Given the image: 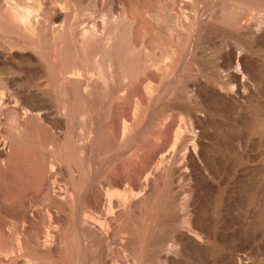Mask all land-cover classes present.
Here are the masks:
<instances>
[{
  "label": "rangeland",
  "instance_id": "rangeland-1",
  "mask_svg": "<svg viewBox=\"0 0 264 264\" xmlns=\"http://www.w3.org/2000/svg\"><path fill=\"white\" fill-rule=\"evenodd\" d=\"M65 1L67 2V6H69L68 11L70 13H74L76 9L83 11L84 17H86L83 19V22H85L84 24L87 23L86 25L90 26L91 23L89 22H93L97 15L99 21H109V23L115 27L116 37L112 55L114 56L115 63L117 94L112 106V114L118 132H116L117 135H115L114 138L110 139V137L106 135L103 124L102 126L99 125L95 134H93V136L96 135L95 140H92L86 145L83 156L79 159L75 154L76 152L74 153V151H77L76 147L74 148L71 144H68L70 146L68 147L67 144H63L62 146V144L59 145L58 143L53 149L49 150L47 146L43 145L40 138L50 139V134L39 124V121L35 119L31 120L28 117L27 120L29 123L27 121L25 122L27 134H25V137L27 141L20 145L19 148L5 146L1 149L0 147V151L6 153L5 156L11 155L10 157H12L13 160L12 158L10 159L12 161L18 159L17 162L19 165L17 168H13L5 174H1L2 172L0 169V197L3 199L6 193H11L20 200L22 197L23 201H21V204L26 208L28 216L33 217L30 223L28 222L25 224V228L28 227L26 232L29 234H39L42 228L47 224L48 216H46L45 207L48 203L42 201L41 197L37 195L36 188L38 186L36 183L42 179L41 174L43 172L41 169L44 164V161L42 163V159L47 160L46 157H52L62 166V173L64 174L61 175L58 166L55 165L56 168H52L53 170L51 169L50 175L47 177L48 183L50 182V188L52 189L53 186L63 188V185L66 184L68 187L72 188L71 190H73L74 193L72 203H69L68 208H66L67 211L66 209L62 211L63 216L61 221L57 224L58 230L61 233L64 251L61 253L62 260H60V263L92 264L93 262V264H95L89 257V252L85 247L83 237L79 232L76 221L80 219L83 212H90L92 215L98 216L106 215L107 200L104 192L108 185L110 183H116L118 184V188L127 187L128 185L125 181L127 176L133 175L140 167H146L147 169L156 167L160 163V158L163 154L161 151L165 153L167 149H169L167 152L171 151L173 154L167 160H164V163H168L167 167L169 174L165 178L164 183L162 181L159 182L160 184L158 183L157 185L158 188L156 190H154V188L151 191L153 195L155 194V197L159 195V200H161L154 211L168 208L171 203H177L189 196V211H192V219H194L193 222H195L194 229L199 236L205 235L204 233L208 234L207 242L210 252L208 253V257L205 258L203 253L199 250L189 251L188 254H184L181 251L176 258H180L179 260L185 264H264V34L261 32L260 36L257 35L255 43L249 36L243 35V30L239 37L235 35L236 32L234 30L237 29L238 24L236 22H238L237 20L239 18H241L242 23L248 22L247 19L249 16L252 17L250 18L253 21L260 20L264 22V0ZM94 4L97 7H95ZM98 4H100V6ZM193 4L195 5L194 9L191 7ZM70 6L73 7L71 8ZM129 6L133 9L132 11L128 8ZM138 7L139 9H141V7L144 9L140 11L137 9ZM145 8L148 9L149 12H146L147 10ZM149 8H152L154 11ZM110 9H112L113 18L116 19L109 20V18L106 17ZM127 10L134 15L140 14L142 19L139 16L137 18L139 19L137 20L140 22L139 24L143 22L147 24V26L145 25L143 27L142 25L145 23L141 24V27L138 25V27H140V29L138 28V32L142 33V35H140V33L139 36H137V40H142L140 43L138 41V44H141V50L139 52L129 51L131 35L134 26L135 28L137 27V23H135V21H133L134 19L131 17L128 19ZM139 11L141 13L143 11V14ZM172 11H178L182 14L181 16H187V25L182 29L176 28L174 23H172V19H169L171 15L168 13ZM92 12L95 14H91ZM241 13H244V16L241 15ZM85 14L87 15L85 16ZM126 14L127 16L125 17ZM102 16L106 20H104ZM234 18L236 19L234 20ZM260 25H262V23H260ZM144 27L150 31L143 29ZM141 29L146 31V33ZM68 32L69 31L65 32L62 37V43L58 44L59 46L54 44V42L52 46V40L50 38L41 37V44L45 46L46 52H50V61H52L51 59L54 61L52 57L53 54L58 51L57 49H61L62 54H60V51L57 52V54L62 56L63 59L66 58L68 53L71 54V58H74L76 55L80 56L81 52L84 54L86 48L87 52L85 51V53H88L90 50L92 44L89 46L85 45V48L80 47V49H78L79 47L74 40L71 44V34L69 32L68 35ZM147 32L150 34L148 33V35H146ZM142 37L143 39H141ZM147 39L153 43L145 42ZM150 43L153 45H149ZM142 44L152 49H150L152 52L150 53V57H148L147 52L145 53L143 49L145 45L142 46ZM63 46H66V48ZM67 46L69 52H65ZM142 49L144 51H142ZM175 49H177L178 53L175 52L177 55L176 58H178L174 61L175 63H172V65H174H171L172 67L162 75L163 77L159 76L156 72V67L146 65L150 62V59L153 60L155 58L153 55L154 51V54H161L162 52V55L168 56L169 59V56H171L170 51ZM80 50L82 51L80 52ZM231 50L235 52L238 51V53L241 52V55L244 54L241 56L243 65L251 73H254V77L257 78H253L251 74L250 76L247 73L244 74L243 80L246 76L247 80H244L245 86L241 89L246 95H249H247L249 98L245 95L243 97L238 95V97L235 93V89H233L235 82L228 75V69L235 66V60L232 55H229L231 54L229 52ZM234 51L231 52L235 53ZM29 53H31L30 55H37L36 58H32L26 63L32 65L35 59L40 58V54L35 52V49H19L16 54L17 56L19 55L18 57L28 58ZM225 54L227 55L225 56ZM109 55L108 52L103 51L102 56L104 59ZM145 55H147L148 59ZM152 55L153 58L151 57ZM223 63H226V65L224 66ZM227 63L230 66L227 65ZM228 66L229 68L227 69ZM216 71L219 72L217 73ZM7 76L12 75L4 74V77ZM122 78L126 80L123 81ZM70 84L72 85L73 83L71 82ZM70 84L68 85V90L73 91V86L71 87ZM213 84L221 86L225 92H228V89H230L229 91L232 89L233 91L231 94H233L228 98H223L224 102L221 99L222 97L219 98L220 96L217 97V95L212 92L214 89ZM146 86H151L154 91L152 90L151 94L148 93L144 90ZM128 91L132 94L128 93ZM53 94V99L57 102L58 99L56 97H58V95L56 92ZM126 94L127 96L131 94V96L128 98ZM251 94L252 96H250ZM75 97H77V95ZM143 97L145 101L142 100ZM230 98H232V101L229 100ZM141 100L143 101L142 111L140 109L139 113L141 114L136 117L137 111L135 110L136 107H134L136 105L135 102L137 103V101L139 102ZM238 102H240V104ZM18 104L17 102L16 104L10 102L7 105L3 114L4 120L10 115L9 112H11V109L16 110L14 107ZM102 104L101 101V106L99 105L98 108L100 112L96 110L95 117L103 123L104 117L108 112V106L105 103L103 104L104 106H102ZM237 104L239 105L237 106ZM72 105H75V107ZM76 105L75 102H72L69 105V111L75 113L78 109L87 107H78ZM74 108L77 109L74 110ZM192 116H196L199 122L195 123V119ZM123 118H130V121L133 120L131 133L126 137L127 139L124 138V140L120 138V123ZM200 119L202 121H200ZM181 122H184L189 128L190 124L194 123V129H197L193 130V134L198 133L196 134L197 138H195V140H197L194 141L195 143L198 141L196 144L199 145L198 149H196L198 155L196 156L197 160L194 158L195 161L189 159L186 150H183L184 147L179 148V142H177L175 138L173 140V132L177 130L174 128L182 125ZM172 124L174 127L173 129H171ZM188 127L186 126L187 129L183 130V133L189 130ZM166 130L168 132L171 131L172 134H169ZM199 133H201V136ZM39 135L41 137H39ZM29 139H32L33 142ZM161 144L163 147L159 146ZM174 145L175 147H173ZM156 150L158 152H156ZM44 154H46V156ZM72 154H74V156ZM143 155L144 157H142ZM15 157L18 158L14 159ZM143 158L148 163L147 165L146 162L142 160ZM2 159L4 158L0 156V164L2 163ZM193 161L194 163H192ZM70 164L76 168L77 178L75 184L71 181V178H69L70 173L68 172V168ZM39 172L41 174H38ZM61 176H64L63 180ZM143 177L141 178L143 179ZM141 178L135 180L133 191L139 190V186L137 185L141 182ZM34 184L36 186H34ZM57 187L54 189H57ZM91 190H99V201L95 200ZM1 198L0 204L3 203ZM30 198H33V203L36 202L35 205L32 203L33 208L28 203ZM2 206L3 204L0 205V207ZM1 215L2 214H0V257L3 258H0V264H10L9 261L6 262V258L2 251L12 244V240L10 239V241L9 238H6L8 231L12 227L7 220L1 218ZM1 220L4 222L3 224ZM1 224L5 226L3 227ZM22 225V223H19L18 229H21ZM155 226V229L150 230L152 235L162 238L167 236L164 229L168 226V220L157 221ZM5 227H8V229H5ZM4 232H6V234ZM117 245L119 246V243L116 244V247H118ZM153 251L154 250L150 248L144 250L143 255L147 261L146 264H160L156 260L157 256ZM127 253H130V251Z\"/></svg>",
  "mask_w": 264,
  "mask_h": 264
},
{
  "label": "bare ground",
  "instance_id": "bare-ground-1",
  "mask_svg": "<svg viewBox=\"0 0 264 264\" xmlns=\"http://www.w3.org/2000/svg\"><path fill=\"white\" fill-rule=\"evenodd\" d=\"M98 5L100 6V4ZM73 6H70V7L72 8ZM68 7L69 6H67V2L65 0L63 1H60V0H0V147L1 149H3V147L5 146H13V147L19 148L20 145L24 144L27 141L25 137V134H26L25 122L26 121L28 122L27 120L28 117L31 120L35 119L39 121L40 122L39 124H41V126L50 134L51 136L50 139H47V138L43 139L39 135V137H41L40 140L42 141L43 145L47 146L49 150L53 149L58 143L59 145L62 144V146L63 144L65 145L71 144L74 146V148L76 147L77 151H74V153L76 152L75 154L79 157V159L82 158L84 150L86 149V145H88V143H90L92 140H95L96 135L93 136V134H95L99 125L102 126L103 124V126L105 127L106 135L110 137V139L114 138L115 135H117L116 132H118L117 130L118 128L115 125V122H114L115 120L112 114V106H113V103L115 102L116 94H117L115 67H114L115 63H114V56L112 55V52L114 49V40L116 37L115 27L112 26L109 23V21H102V22L99 21L97 15H96V18L94 17L95 19L92 18L94 19L93 22L88 20L90 21L89 23H91V25L88 23L90 25L88 26L86 25L87 23L84 24L85 22H83V19L86 18L84 17L83 11L76 9L74 13H70L68 11ZM95 7L97 6L95 5ZM191 7L192 9H194L195 5L193 4L191 5ZM128 8L131 9L130 11L133 10L132 8H130V6ZM137 9H139V7ZM141 9L139 10L141 11ZM149 9H152V8H149ZM111 10L112 9H110L107 12L106 17L109 18V20L116 19V18H113V13ZM146 10H145L146 12H149L148 9ZM130 11L127 12L128 17H129L128 19H130V17L133 18L134 20L133 19L132 20L135 21V23H137V25L136 24L134 25H136L137 27L135 28L134 26L135 29L133 28V32L131 35L132 37L130 40L131 42L129 41L130 45L128 44L129 51L139 52L141 50L140 48L141 44L139 45L138 41L140 43L142 40L141 41L137 40V36H139V34L141 33V32L140 33L138 32V28L140 29L141 24L145 22H143L144 19L142 21L143 23L141 24H139L140 22L137 21L139 20L137 19L138 16L140 17V14L137 12L138 10L135 11L138 14L134 12L136 15L132 14V12ZM172 12H169V13L167 12V13L171 15L170 18L169 17L168 18L170 20L172 19L173 22L170 21L169 19L168 20L174 23V26L176 28L182 29L184 26L187 25L188 20L186 19L187 18L186 15L183 14L184 16H181L182 14L178 11L173 12V13ZM93 13L94 12H92L91 14ZM141 14H143V11ZM86 15L87 14H85V16ZM241 15L244 16V13L243 14L241 13ZM126 16L127 14L125 15V17ZM250 17L251 16L248 17L247 19L248 22L246 23L245 22L242 23L241 18L237 20L238 22L236 23L238 24V26H237V29H234L236 32L235 35L239 37L243 30L244 31L242 32L244 33L243 35H247L253 41H255V39L257 38V35L260 36L261 32H263L264 34V22H261L260 20L253 21L251 19L252 17L251 18ZM140 18L142 19V17ZM235 19L236 18H234V20ZM260 23H262V25H260ZM138 25L140 27H138ZM145 25L147 26V24L145 23L142 25V27ZM143 29H147V28L144 27ZM143 29L141 30L146 33V31H144ZM67 31H69L71 34V37H70L72 39L71 44L73 43V40H74L79 47L78 49H80V47L85 48V45L89 46L90 44H92L91 48L89 47L90 50L88 51V53H85V51L87 52L86 50L87 48H86L84 50V54H82L81 52L82 50H80L82 55L81 54L80 56L76 55V57L74 58H71V54L68 53L70 57L67 55L66 56L67 59H66L63 54L65 58L63 59L62 56L57 54V52L59 51H60V54H62L61 49L60 50L57 49L58 51L55 50L56 52L55 54H53V57H52L54 58V61L53 59H51L53 62L50 61V52L49 51L46 52L45 46L41 44L40 42L41 41L40 39H42L41 37L50 38L52 40L51 42L52 46L54 44L58 45L62 43V37ZM69 32H68V35H69ZM148 33L149 32H147L146 35H148ZM140 35H142V33ZM141 39H143V37ZM148 39L145 42L153 43L150 40L148 41ZM64 41H65V37H64ZM53 42L54 44H52ZM151 43L149 45L152 46L153 44ZM144 45L145 44H142V46ZM63 47L66 48V46H63ZM28 48L35 49V52L40 54V58L35 59L34 64L32 65H30L29 63L28 64L26 63L30 61L32 58H36L37 55L36 56L35 54L30 55L31 53H29L28 56L30 58L29 57L24 58V57H18L19 55L17 56L16 54L19 49H28ZM68 49L69 48L67 46V50H65V52L66 51L69 52ZM143 49L145 50V53L146 52L148 53V57H150V53H152L151 52L152 49L149 48L147 45H145ZM143 49L142 51H144ZM103 51L108 52L110 54L108 57H106V59H104L102 56ZM161 51H164V50H161ZM175 51L177 52V49L170 51L171 56H169L170 57L169 59H168V56L166 57V55H162V52L161 54L160 53L154 54L155 52L154 51L153 55L155 56V58L153 60L150 59V62L147 61L149 63H147L146 65L150 67L151 66L156 67V72L159 74V76H162L165 72L169 70L170 67L174 65V64L172 65V63L178 58V57L176 58L177 55ZM231 51H234V50H231ZM231 51H229L231 53L229 55H232L233 59L235 60V63H234L235 66L232 67L231 69H228L230 65L227 63V65H229L227 67L229 71L228 70L226 71L229 72L228 73L229 77L232 78L233 81L235 82V84L233 85L234 86L233 89H235L236 95L237 96L239 95L242 97L244 95L247 96L248 94L246 95V93L242 91V89L245 86L244 80H247V76L246 78H244V80H243V77H244V74L247 73L249 76L251 74V76L255 78L253 75L254 73H251L243 65L241 61V56H243L244 54L241 55L240 51H239L240 53H238V51L237 52L234 51L235 53ZM153 55L151 56L152 58H153ZM226 55L227 54H225V56ZM145 56L147 57V55ZM225 65L226 63L224 64V66ZM4 74L6 75L8 74L12 76L4 77ZM71 82L73 83L72 85L70 84ZM69 84L71 87L73 86V89H72L73 91L68 90ZM212 89H213V86H212ZM144 90H146L148 93L151 94L153 89L151 86H146ZM229 90L230 89H228V92H225V90H223L221 86H218L215 84L212 92H214L217 95V97L219 96H220L219 98L222 97L221 99L223 100V98H228L230 95L233 94V93L231 94L233 90L232 89L231 91ZM54 92H56V94L59 97V98L56 97L58 99L57 102H55L53 99ZM128 93H131V92L128 91ZM131 94H129V96H131ZM76 95L77 97H75ZM129 96L127 97L129 98ZM250 96H252V94ZM231 99L232 98H230L229 100ZM142 100L145 101L144 97ZM142 100L139 102L137 101V103L135 102L136 105L134 107H136L135 110L137 111L136 117L140 116L141 114L139 113V110L141 109L142 111V106H143ZM101 101L103 104L105 103L108 106V112L106 116L104 117L103 123L97 120L95 117L96 110L99 111L98 108H99ZM10 102H13L15 104L17 102V104L19 103L18 104L19 106L16 105L18 107L17 108H15L16 106L14 107V109L16 110L11 109V112H9L10 115L8 116L6 120H4L3 119L4 110H6V107ZM72 102H75L77 104L76 106L78 107L80 106H87V107L86 108L82 107L81 109H78L75 113H72V111L71 112L69 111L70 110L69 105ZM238 103L240 104V102ZM103 104L102 106H104ZM239 104H237V106ZM72 106L75 107V105H72ZM76 109L74 108V110ZM21 114H22V117H21ZM126 117H129V116H126ZM194 119H195L194 120L195 123L199 122L196 116L194 117ZM132 121H130V118L122 119V122L120 123L121 134L118 133L120 134V138L122 140H124V138L130 135L132 127H133ZM200 121L202 120L200 119ZM181 123L182 125H179L176 128H174L172 124L171 129L173 128L177 129L175 132H173L174 133L173 140L175 138V140L179 142V148L184 147L183 150H186L189 159L194 160L195 158L197 160L196 156L198 155V152L196 149H198L199 145L196 144L198 141L195 143V141L197 140V139L195 140V138H197L196 134L198 133L193 134V130H197V129H194V123L190 124V128L188 127V125H185L186 121H185V124L184 122H181ZM186 126L189 128V130H186V133L185 132L183 133V130L187 129ZM168 133L170 134L171 131ZM200 134L201 133H199V135ZM30 141H32V139ZM161 145L159 146L163 147V145L162 146ZM68 147L70 146L68 145ZM173 147H175V145ZM168 150L169 149H167V151ZM156 152L158 151L156 150ZM161 152L163 154L161 153L162 156L160 155L161 156L160 163L159 164L157 163L158 165L156 167L152 169L151 168L147 169L146 167L144 168L140 167L141 169L139 168V170L135 171L133 175L127 176V177L125 176L126 178L124 177L128 185L127 187L118 188V184L116 183H110L108 185L107 189L104 192V195L107 200L106 215L98 216V215H92L90 212H83L80 219L76 221L77 222L76 225H78L79 232L81 233L83 237L85 247L89 252V257L94 261L95 264H146L147 261L143 255V252L144 250L148 248L154 250L153 252H155V255L157 256L156 260L160 264H185L184 262L179 260L180 258L179 259L176 258V256L179 255L181 251L184 254H188L189 251L199 250L203 253L205 258L208 257V253H210L208 242H207L208 234L204 233L205 235L199 236L198 233H196V230L194 229L195 222H193L194 219H192L193 217L191 215L192 211L191 212L189 211V207H190L189 196L185 197L181 201H178V202L176 201L177 203L175 202L171 203V205L168 208H165L159 211H154V209L157 208L158 205L160 204L161 200H159V195L155 197V194L153 195L151 191L154 188H155L154 190L158 188L157 185L159 182L162 181L164 183L165 178L169 174L168 167H167L168 163L167 164L164 163V160H167L173 154V152L171 151L167 153L166 152L164 153L163 151ZM4 153L3 152L0 153V156L4 158L1 160L2 163L0 164V169L2 172V173L0 172L1 174L3 173L5 174L11 171L13 168H17L19 166L17 162L18 159L15 160L16 162L12 161L13 158L10 157L11 155L5 156L6 153L5 154ZM44 155L46 156V154ZM72 155L74 156V154ZM47 156H48V153H47ZM142 157H144V155ZM10 158H12V160ZM16 158L18 157H15L14 159ZM46 159L47 160L42 159V163L44 161L43 167L41 169L43 173L41 174L40 173L41 171L38 173L42 175V176L40 175L42 179H40V181L36 183L38 186L36 188L37 195L41 197L42 201H46L48 203L46 204L47 206L45 207L46 214H47L46 216H48L47 218L48 221H47V224L42 228L41 232L39 233L40 235L39 234H29L26 232L28 227L25 228L26 226L25 224L28 222L30 223L33 217L28 216V213L26 212L27 211L26 208H24V205L21 204L22 203L21 201H23L22 197L20 200L18 197L12 195L11 193H6V192H5L6 194H4L3 196V199L0 197L2 199L1 201L3 202L2 203L3 206L0 207L1 208L0 214H2L1 218H4V220H7L12 227L8 231V234L6 235L7 239L9 238V240L10 239L12 240V244L2 251V253L4 254L6 258L5 259L6 262L9 261L10 264H61L60 260H62L61 253L63 251V245L61 241V233L58 230L57 224L58 222L61 221V218L63 216L62 211L68 208V205L70 202L72 203L73 198H74V195H73L74 193H73V190H71L72 188L68 187L66 184L63 185V188L56 186L57 189H54L56 187L53 185H52L53 186L52 189L50 188L51 187L49 186L50 182L48 183L47 177L50 175L51 169L54 167L56 168V166H58V170L61 173V175H63L64 173H62L63 171L61 168L62 166L58 164L56 159L52 157L50 158L46 157ZM142 160H144V158ZM194 161L192 163H194ZM144 162L146 161L144 160ZM147 164L148 163L146 162V165ZM74 167L73 165L70 164V167L68 168V172L70 173L69 178H71V181H73L75 184L76 183L75 181L77 178L76 177L77 172L75 170L76 168ZM141 177H143V179ZM61 178L63 180L64 176H61ZM140 178H141V182L137 185L139 186V190L133 191V188H134L133 185H134L135 180H139ZM34 186L36 185L34 184ZM99 190L98 191L91 190V192L93 193V197H95L96 201H99L100 199L98 195ZM17 196H18V193H17ZM32 199L33 198H30L28 202L31 205V207L33 206V204L35 205L36 203L35 201H34L35 203H33ZM165 220H168V226L164 229V232L167 234V236L162 238L159 236L155 237L154 235H152L150 233V230L155 229L156 227L155 223L157 221H165ZM1 223L3 224L4 222H2L1 220ZM19 223L23 224L21 226L22 227L21 229H18ZM5 229H8V227H5ZM1 230H4V229H1ZM4 233L6 234V232ZM4 233L3 235L5 236ZM118 243H119V246L117 245L118 247H116V244ZM128 251H130V253H127ZM0 258H3V257H0Z\"/></svg>",
  "mask_w": 264,
  "mask_h": 264
}]
</instances>
